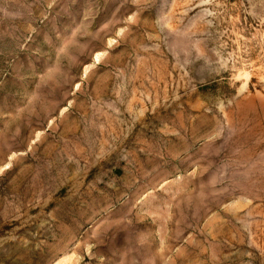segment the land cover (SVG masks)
Returning <instances> with one entry per match:
<instances>
[{
  "label": "rangeland",
  "instance_id": "374dc122",
  "mask_svg": "<svg viewBox=\"0 0 264 264\" xmlns=\"http://www.w3.org/2000/svg\"><path fill=\"white\" fill-rule=\"evenodd\" d=\"M0 264H264V0H0Z\"/></svg>",
  "mask_w": 264,
  "mask_h": 264
}]
</instances>
